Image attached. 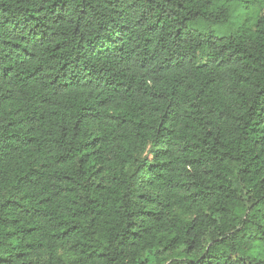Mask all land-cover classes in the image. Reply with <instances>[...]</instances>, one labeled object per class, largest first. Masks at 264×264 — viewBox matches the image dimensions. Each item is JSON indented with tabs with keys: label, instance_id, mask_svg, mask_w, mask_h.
<instances>
[{
	"label": "clouds",
	"instance_id": "1",
	"mask_svg": "<svg viewBox=\"0 0 264 264\" xmlns=\"http://www.w3.org/2000/svg\"><path fill=\"white\" fill-rule=\"evenodd\" d=\"M0 264H264V0H0Z\"/></svg>",
	"mask_w": 264,
	"mask_h": 264
}]
</instances>
